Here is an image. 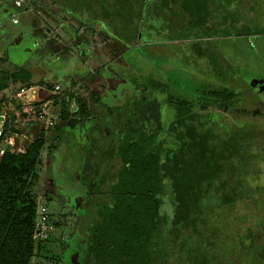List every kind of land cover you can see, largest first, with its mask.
Returning <instances> with one entry per match:
<instances>
[{"label": "trees", "instance_id": "16d2710c", "mask_svg": "<svg viewBox=\"0 0 264 264\" xmlns=\"http://www.w3.org/2000/svg\"><path fill=\"white\" fill-rule=\"evenodd\" d=\"M119 1L123 5L126 2L125 14L118 17L121 22L136 24L141 20V4H136L137 9L134 10L135 0ZM155 1L160 11L172 12L174 8L179 23L189 33H199V36H194L195 39L206 37L207 41L210 34L217 31H220L221 37L245 38L262 33L261 30L252 33L245 26L251 24L249 19L254 16V5L261 0H234V9H238L236 18L230 19L226 16L227 12L220 17L227 33L216 29L212 22L215 0ZM224 1L227 3L230 0ZM152 13L157 17L158 11L156 13L154 9ZM52 18L62 19L56 15H52ZM164 20L167 24L172 23L168 14ZM136 34L137 26L134 25L130 37L135 38ZM72 35L73 40L80 42L85 50L87 40L84 42V37L76 31ZM198 54H203V51L199 50ZM3 63L4 60L0 58V113L8 116L11 130L21 132L16 119L23 121L24 128L25 124L31 127L34 123L40 124V127L36 137L30 134L23 150L7 145L0 161V264H30L39 251L58 239L56 234L61 224L70 225L73 232L76 230L85 234L90 254L88 264H185L181 262L182 255L190 257V253L194 254L198 264L209 261L208 255L211 260L209 264H226L225 257L215 261L212 256V249L219 244L214 242L215 235L209 231H214V227L209 229V223L202 221L205 214L202 209L208 208L203 199L204 191L216 193L219 205L230 206L235 196L248 197V183L256 181V178L260 182L264 175V169L260 170L258 172L262 175L252 181L248 171L252 167H264V140L263 143L251 140L252 136L264 138V123L260 121L262 114L242 104L243 98L239 97V92L226 87L210 88L204 94L197 95L194 101L174 102L178 111L177 121L166 131L171 140L169 142L167 139L159 145L151 144V139L160 131V127L153 125L145 132L138 124L141 117L135 104L138 117L136 120L129 119L125 123L124 133L119 132L122 135L113 141L117 151L112 160V173L108 181L102 183L100 191H95L100 195L98 198L92 196L94 183L87 180V170L81 174L85 175L83 180L89 182L87 200L92 201L88 202L92 210L85 213V219L82 218L85 224L74 225L65 216L60 220L48 212L55 231L42 239L36 236V232L39 229L38 209L43 205H38L32 186L42 151L49 150L58 142L60 126H44L33 109L26 105L23 108L13 101V97L10 102L15 107L6 110L4 101L9 83L14 86L12 96L22 86L37 85L45 94L37 102L44 104L45 116L49 118L46 101L63 97L61 93L54 92L52 87L55 81L41 75L34 79L27 66L18 64L8 69ZM74 98L76 114L69 111L66 102H62L57 114V118L64 119L69 128L77 123V115L81 117L88 111L85 101H80L79 96ZM166 101L172 103L170 99ZM216 117L226 121V125L223 122V125L215 123ZM236 182L237 186H234ZM216 210L220 212L219 208ZM257 257L264 260V245L254 256L247 257L248 262L244 263L243 257H239L234 264H251Z\"/></svg>", "mask_w": 264, "mask_h": 264}, {"label": "rangeland", "instance_id": "374dc122", "mask_svg": "<svg viewBox=\"0 0 264 264\" xmlns=\"http://www.w3.org/2000/svg\"><path fill=\"white\" fill-rule=\"evenodd\" d=\"M60 1L62 0H58ZM135 1L136 4H141V13L143 12L141 20L136 21V24L135 22L123 24L119 20L111 21L109 15L102 10L89 12L87 15L90 24L94 21L97 23L101 38L95 39L102 41L103 45L96 47L93 54H97V50H104L108 57H112V60L105 65L108 75H102L106 76L103 79L105 89L110 94L117 93L106 96L104 105L102 98L100 107H94L93 118L90 120L91 123L95 121L91 134L94 136L92 143L86 145L84 132L81 130L77 131V138L74 140L70 139L68 131L59 130L61 136L58 142L54 143L55 145L49 150L42 151L41 160L37 164V177L32 191L36 195L38 205L45 204L49 212L58 219L63 220L65 216L66 220H71L74 225L85 224L86 221H83L85 213L92 210L88 205V202L92 201L87 200L89 182L83 180L85 175L80 173L75 175V171L77 172L79 168L87 164L83 169L89 173L87 180L94 183L91 187L92 196L96 195L95 197L98 198L100 195L95 194V191H100L102 183L108 181L112 173V160L117 151L113 141L122 135V131L124 133L125 123L134 115L135 104L138 105V115L141 117L138 124L145 129V132L153 125L160 127V131L151 139V144L155 143V145L167 139L169 142L171 140L166 131L174 121H177L178 111L174 102L194 101L197 95L204 94L210 88L226 87L239 92L241 94L239 97L243 98L241 103L246 104L248 108L252 107L260 111L262 114L260 121L264 123L262 119L264 114V0L254 5L255 11L252 14L254 16L249 19L251 24L245 25L252 33L261 30V34L245 38L221 37L220 31L215 30L217 32L212 31L207 41L202 37L195 39L194 36H199V33H189L188 29L179 23V16L174 8L172 12L164 10L166 11L164 13L159 10L155 0ZM214 2L212 22L217 26L216 29L227 33V28L224 29L222 21L220 22V17L227 12V17L235 19L238 9H234V0L227 3L224 0ZM154 9L156 13L158 11L157 17L152 13ZM167 14L172 19L170 24L164 20ZM33 20L36 21L37 17ZM25 22L20 18L18 29L14 28L13 32L7 34L8 38L3 39L2 42L9 48V54L7 53L9 59L2 65L11 69L15 66L11 56L19 54L20 51L21 54H25L27 51L29 54L27 56L32 63L35 64L38 61V65L42 68L41 77L58 81L65 91L71 82L67 72L70 71L71 75L73 71L80 74V71L72 67L71 59L77 61L76 57H83V47L75 45L74 53L77 55L75 57L67 47L59 51L55 45L60 38L59 35H56L53 30L46 31L44 28L38 29L39 31L34 30L32 25H26ZM134 25L137 26V34L135 38H131ZM94 26L95 23H93ZM65 30L67 32L63 30L62 35L66 37L68 34L71 37L72 32ZM208 34L207 32L206 36ZM86 40L84 39V42ZM117 43L122 44L124 49L117 48ZM199 50L203 51V54L199 55ZM115 56H117L116 60ZM35 75L39 76L34 71ZM13 87V84L9 83L6 89L4 101L6 110H12L15 107L10 102L11 97L15 103H20L24 108L25 96L19 95V91L12 96ZM168 99L172 100L173 104L168 103L166 101ZM161 103L164 106H161ZM16 122H19L21 132L10 128V136L16 142L12 148L23 150L27 139L30 138V130L24 128L21 119H16ZM222 122L226 125V121L216 117L215 123L223 125ZM84 123L87 126V121ZM21 133L26 138L21 136ZM49 134L50 131H48ZM79 145L81 149L77 151ZM69 203L74 204V208H71ZM212 227L214 226L209 224L208 228ZM58 229L57 233L62 231L65 240L60 243L58 241L48 243L45 249L32 258L30 264H88L90 254L85 234L76 230L71 231L68 224H61ZM214 230H216L215 227ZM194 246L193 244L192 247ZM196 250L199 252L198 247ZM190 254L191 258L182 255L181 262L198 264L194 254Z\"/></svg>", "mask_w": 264, "mask_h": 264}, {"label": "crops", "instance_id": "0c3cea01", "mask_svg": "<svg viewBox=\"0 0 264 264\" xmlns=\"http://www.w3.org/2000/svg\"><path fill=\"white\" fill-rule=\"evenodd\" d=\"M134 5H135L134 10H136L137 9L136 1ZM110 9L112 10L110 11ZM97 10H102L103 12L107 13V15H109V18H111L110 19L111 21L119 20V22H121L120 18L118 17L125 14L124 10H126V2L123 5L120 4L119 0H62L60 2H58V0H55V2H52L51 0H21V4L18 6L14 4V0H0V58L4 60V63L7 62L9 59V55H8L9 48L6 44L4 45L2 41L4 38L5 39L8 38L7 34L13 32L14 28L17 27L16 23H12L10 21L11 15L16 16L17 23L20 22V18L24 19L26 21L25 24L32 25V28L34 30L35 29L38 30L40 28H44L46 31L53 30L56 33V35L60 36V38L57 39L56 41L57 44L55 43V45L59 48V51H62L64 47H67L68 51L71 52V54L74 57L77 56L76 53H74L76 51L75 49L76 46L81 48L82 45L80 42L76 43L73 40V35L71 37L68 36V34L66 37L62 35L63 30L66 31L65 29H67L68 31L71 32L76 31L78 35L84 37L85 40L87 39L88 46L85 48V50L82 48L83 51L85 52V53L83 52L84 56L76 57L77 61L71 59L72 67L80 71L81 75L79 74V72L78 74H76L74 71H73V75H71L70 71L69 73L66 71L67 74L70 76L71 82L70 85L66 87L65 91L63 89V86L58 81L54 82V84H58L60 86V89L54 92L61 93V98L63 97V99H56V100L50 99L46 101L49 107L48 108L49 118L53 121V124L59 125L60 130L68 131L70 133L71 140L77 138V131L80 130L83 131L84 132L83 136L86 140L85 142L86 145L92 143V140L94 139V136H92L91 134L93 130L92 127L94 126L93 123L95 121L93 123H91L90 121L93 118L92 112L94 110V107H100L102 98L104 105L106 96L117 94V93L110 94L108 90L105 89L106 88L105 81L103 80L108 75L105 65L112 60V57H108L104 50H97L98 51L96 52L97 54H93L94 50L96 51V47L103 45H102V41H99L101 37H99L100 34L96 26L97 23L94 21L92 22V24H89L90 21L86 18V16L89 15V12H96ZM140 11H141V7H140ZM52 15L60 16L62 17V19L58 20L56 19L57 17L52 18ZM74 15H76L77 17H75ZM34 17H37L36 21L33 20ZM93 23H95L94 27H93ZM121 23L125 24L126 22L123 21ZM95 38H98L99 40ZM68 43L70 44V46H68ZM134 46L137 47L136 44H134ZM116 47L124 49L123 45L120 43H117ZM47 49L50 50L49 47H47ZM20 52H18L19 54L16 55L14 54L13 56H11V61H13V65L16 66L18 64L20 65L23 63L24 64L23 66H27L29 70L32 72L33 76H34V71L35 73L42 75L43 70L38 65V61L37 63L33 64L32 60L28 58L29 54L27 51H25L26 52L25 54L23 53L21 54ZM116 58L117 56H115V60ZM102 75H106V76H102ZM36 77L37 75L34 76V78ZM33 86H35L36 88V91L33 94L34 99L36 100L40 98L43 99V96L45 94L42 92V90L39 89L37 85H33ZM37 90H38V94H37ZM74 96H79L81 98L80 101L86 102L88 111L86 114H82L81 117L77 115L76 116L77 118L75 119L77 123L73 127L69 128L68 125L65 123L64 119L57 118V114H59L61 105L63 104L62 102H66L69 111L72 114H74V112L76 114L77 103ZM28 97H30V94H28ZM28 97L25 96L23 98L24 106L25 105L27 106ZM98 102L99 105H97ZM104 112H105V107L103 106V113ZM137 117L138 116L135 109L134 115L130 118V120H136ZM84 121H87L86 124L87 126H85ZM21 136L26 138V136L23 133H21ZM15 143L16 142L14 139V144ZM80 149L81 146L79 145V149L77 151H80ZM84 165L82 168H79L77 172L75 171V175L77 173H80V175L83 173L84 170L83 168L85 167ZM69 204L70 206L72 205L71 203ZM41 205L46 206L45 204H41ZM46 208L48 210L47 206ZM53 216L57 218L55 215ZM61 232H58L56 234L58 236L57 240H59L60 242L65 240V235Z\"/></svg>", "mask_w": 264, "mask_h": 264}, {"label": "flooded vegetation", "instance_id": "af4514ba", "mask_svg": "<svg viewBox=\"0 0 264 264\" xmlns=\"http://www.w3.org/2000/svg\"><path fill=\"white\" fill-rule=\"evenodd\" d=\"M262 119H264V114ZM25 129L31 131V128L25 127ZM251 140L263 143L264 138L252 136ZM263 169L264 167L250 168L248 170L251 173L249 179L252 180L261 176L262 174L259 172ZM257 179L256 181L252 180L254 183H248V197L239 198L235 196L234 202L230 206L219 205L218 197L215 196L216 193L204 191L203 199L208 208L207 210L205 207L202 209L205 212L202 221L216 228L214 231L209 230L212 232L211 234L215 235L214 242L219 244L212 249V256H214L215 261L225 257L227 259L226 264H234L239 257H243L245 263V261L248 262V256H254L260 246L264 245V175L260 182ZM235 185L237 186V182L234 183ZM224 187L226 188V186ZM218 208L220 212L217 213L216 209ZM208 259L211 262L209 255ZM256 259L251 264H264L263 258L257 257ZM209 261H206L205 264H209ZM212 261L214 262L213 258ZM218 264L222 263L218 262Z\"/></svg>", "mask_w": 264, "mask_h": 264}, {"label": "built area", "instance_id": "2783aa9c", "mask_svg": "<svg viewBox=\"0 0 264 264\" xmlns=\"http://www.w3.org/2000/svg\"><path fill=\"white\" fill-rule=\"evenodd\" d=\"M14 4L19 6L21 4V0H14ZM10 21L12 23H17L16 16L11 15ZM52 88L54 91H58L60 89V86L58 84H54ZM18 91H19V95L22 94V96L28 97V94H30V97H28L27 99V106H29L30 109H33L36 112L39 122L43 123L45 126H50L53 124V121L49 118H46L45 116V111L43 109L44 104H40L37 102L36 99H34L33 94L36 91L35 86L33 85L22 86L19 88ZM34 106L36 107V109ZM10 128H11L10 120L6 115L0 113V161L6 146L15 145L14 140L10 136ZM38 222H39V229L36 232V236H39L40 238L44 239L48 236L49 233H53L55 231V226L52 223V219L48 215V211L45 206H40L38 209Z\"/></svg>", "mask_w": 264, "mask_h": 264}, {"label": "water", "instance_id": "95a60500", "mask_svg": "<svg viewBox=\"0 0 264 264\" xmlns=\"http://www.w3.org/2000/svg\"><path fill=\"white\" fill-rule=\"evenodd\" d=\"M43 126V125H42ZM25 127H30V124H25ZM39 127H40V124L38 123H34L30 128H31V131H29V133L31 135H33V137H36V134L39 130ZM33 130V131H32Z\"/></svg>", "mask_w": 264, "mask_h": 264}]
</instances>
